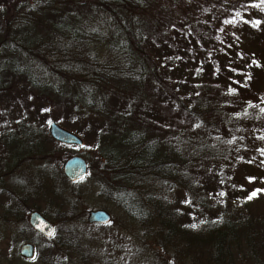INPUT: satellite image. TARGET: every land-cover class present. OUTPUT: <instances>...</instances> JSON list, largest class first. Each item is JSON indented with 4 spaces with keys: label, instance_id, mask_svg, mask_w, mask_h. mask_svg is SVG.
Returning a JSON list of instances; mask_svg holds the SVG:
<instances>
[{
    "label": "trees",
    "instance_id": "obj_1",
    "mask_svg": "<svg viewBox=\"0 0 264 264\" xmlns=\"http://www.w3.org/2000/svg\"><path fill=\"white\" fill-rule=\"evenodd\" d=\"M113 1L26 0L22 3L21 0H16L14 4L3 2L4 9L0 15V91L4 89L5 79L20 80L40 95H50L55 102L59 96L58 101L64 108L70 99L74 103L71 105L73 107L80 104L87 112L100 113L96 103H106L107 95L103 92L109 94L108 91L129 90L139 96L146 91V83H153L155 87V84L159 83L157 72L153 64L147 61L141 44L152 40L147 33L150 28L155 31L160 22L173 28H177V23L173 21L171 24L170 18H158L156 24L146 22L148 13L144 11L150 8L149 0ZM169 1L173 8L179 4V0ZM204 2L205 4L199 7L202 15L208 17V21L204 18V21L199 20L191 25V19L184 18L180 9H169L168 13H180L191 33L193 31L203 43H211L208 45L209 50L217 55L219 63L222 62L221 68L216 70L210 64L207 69L212 68V75L211 71L206 70L203 78L205 81L193 87L188 97L175 99L169 94L170 88L162 85L164 94L171 98L168 105H156L151 100L152 94L156 97L161 94L153 90V93L149 91L152 93L149 97H145V103L136 108L139 115L132 112L125 117H103L108 122L101 127H97V122L88 120L89 134H93L95 139L99 138L95 148L99 157L97 174L93 173L90 164L88 176H91L89 181L95 187L104 189L106 194L110 195H126L137 181L148 185L153 183L155 187L158 184L160 195L171 194L172 199H176L172 206V200L164 201L155 195L147 200L152 222L157 223L165 241L181 245L197 254L210 252L212 264H235L239 258V261L244 259L254 262L258 261L259 252L264 259V225L263 230L259 232L252 230V218H239L241 211H237L236 204L244 201L242 210L247 211L246 208L253 200L248 197L258 188L252 191L246 182L253 180L258 184L254 183L252 188L262 187L264 171L251 168L249 161L243 157V152H225L221 150V145L230 143L239 146L244 140L240 136L241 129L246 127L255 131L259 128V123H264V57L259 56L256 50L246 48L240 49L242 52L238 56L228 60L221 50L217 49L220 47H214L212 43L220 44L227 29L232 33H245L248 30L254 37L262 36V15L254 16L250 22H246L245 18L262 9L264 2ZM89 3H95L98 7L92 15L93 18H102L103 23L107 20L112 31V50L120 53V61L113 64L95 61V67L87 77L88 83L102 90H98L100 97L97 101L95 96L82 97L76 94L73 99L69 95V98L67 95H59V90L52 80L43 77L46 75L42 67L37 66L36 60L39 52L48 51L52 54L58 50L62 60L58 61L50 72L57 78L61 69L67 71L75 66L73 58L76 57L78 48L83 46L89 49L95 45L92 49H97L96 45L102 46V38L100 41L90 29L93 24L89 23L92 11L87 7ZM257 21L260 23L257 24ZM212 29L223 36L212 34ZM240 40L245 43L244 39ZM199 42L202 44L201 40ZM245 46L249 47L248 44ZM64 68L67 70H63ZM101 129L108 131L99 133ZM26 135L27 163L40 162L37 173L34 176L32 174L29 180L27 178V190L31 186L27 200L34 201L36 198L31 194L32 184L39 186L37 190L43 192L44 186H49L50 181H53L55 169H59V164L53 152L42 151L40 139L36 140L37 134L30 129L29 124ZM25 144L24 142L21 147L24 148ZM58 147L64 148L59 145ZM18 148L13 149L16 154ZM221 156L229 162L228 164L235 163V159L241 157L244 164L234 166L235 173L230 170L232 167L227 165L222 170L221 177L207 181L206 184L198 180V184L194 176L198 174L195 169H209ZM11 159L15 160L14 157ZM199 161L201 163L197 164ZM258 162L263 164L264 168V162ZM206 163L210 166L207 167ZM241 170L247 179L245 184L239 178ZM261 189L264 190V186ZM178 194L188 197L184 199L185 204L182 199H177ZM226 199L229 200L228 203ZM212 201L214 205H211ZM131 205L132 203L127 201L126 206ZM126 206L123 207L125 211ZM57 208L60 210V206ZM62 214H69V211ZM262 220L264 224V219ZM52 239L53 237L43 241L49 242ZM50 255L48 253L49 262Z\"/></svg>",
    "mask_w": 264,
    "mask_h": 264
},
{
    "label": "rangeland",
    "instance_id": "obj_2",
    "mask_svg": "<svg viewBox=\"0 0 264 264\" xmlns=\"http://www.w3.org/2000/svg\"><path fill=\"white\" fill-rule=\"evenodd\" d=\"M7 1L0 0V15L4 9L5 3L3 2ZM25 1L21 0L22 3ZM115 1L117 0L113 2ZM149 1L151 2L150 8H148L149 12L148 9L144 11V13H148L146 22L156 24L158 18L161 20L170 18L171 24L173 21L177 23V28L163 25L164 23L160 22L158 26L156 25L157 31L150 28L147 33L152 40L141 44L147 61L155 67L159 80L155 87L153 83H146L147 87H145L146 91L143 95L137 96L129 90L125 92L121 90L108 91L109 94L103 92L107 95L106 103L103 105L101 102L96 103L101 112H87L80 104L71 106L74 103L70 99L64 108L58 101L59 96L55 102L50 95H40L23 81L5 79L4 89L0 91V264H212L209 257L210 252L197 254L181 245L169 244L165 241L163 232L157 223L152 222L150 208L147 205L150 196H159L164 201L172 200L171 206L173 202H176V199H172L171 194L162 193L160 195L158 184L155 187L153 183L148 185L137 181L126 195L119 193L121 191H118L119 194L111 192L110 195V193L106 194L104 189L95 187L89 181L91 176L88 174L81 181L82 183L69 182L62 174L64 163L72 157H80L85 160L88 169L91 164L93 173L97 174L99 157L95 153V148L99 138L95 139L93 134H89L88 120L97 122L95 123L97 127H101L106 125L105 122H108L107 119H104L106 117H115V115L125 117L132 112L139 115L137 109L141 107V103H145V97H149L153 90L161 94L160 97L152 94L151 100L156 105L170 103L171 98L164 94L163 86L170 88L169 94L175 99L188 97L193 87H197L205 81L203 78L206 70L211 71L210 74L212 73V68L207 69L210 64L216 70L221 68L222 62L219 63L217 55L209 50L208 45L211 43L206 41L203 43L202 39L196 36L193 31L192 35L187 22L183 20L180 13L179 15L168 13L169 9H180V12L184 13V18L191 19L189 20L191 25L196 24L199 20L204 21V18L208 21V17L202 15L201 7H199L205 4V0H179V4H176L175 8L170 5L169 0ZM7 3L14 4L16 0H9ZM96 6L95 3H89L87 6L92 10L89 23L93 24L90 29L98 36V39L102 38V46L96 45L97 49L93 48L94 50L92 47L95 45L89 49L83 46L78 48V51L75 52L76 57L73 58L75 66L69 70L63 69L67 71H61V69L57 78L50 72L54 65L62 60L60 52L55 50L51 54L48 51H43L36 56L37 66H41L46 75L43 77L52 80L54 86L59 90V95H65V97L69 95L73 99L76 94L82 95V97L95 96V101H97L100 97L98 90L101 92L102 90L95 86L96 89L87 81L89 73L95 67V61L112 64L115 61H120V53L112 50V31L108 27L107 20L105 19L106 23H103L102 18L92 17L98 10ZM258 15H262L264 21V7L249 14L245 21H253V17ZM211 33L223 36L214 29L211 30ZM243 33H238V31L232 33L227 29L228 37H225V34L220 44L212 43V46L220 47L217 49L221 50L223 56L228 60L238 56L242 52L240 49L246 48L256 50L259 56L264 57V34L259 38L258 35L254 37L248 30ZM240 38L244 39L245 43L241 42ZM200 40L202 44L199 42ZM247 44L249 47L245 46ZM6 76L8 75L6 74ZM50 122L79 137L83 141V147L59 148V144L55 143L48 135ZM27 124L37 134L36 140L40 139L42 151L53 152L59 164V169H55L53 181H50L49 186H44L43 192L37 190L39 186L32 184L33 192L31 194L36 198L34 201L27 200L28 190H31V186L27 190V178L29 180L32 174L34 176L37 173L36 169L40 166V162L27 163ZM106 132L102 129L99 131V133ZM240 136L244 140L239 143V146H233L230 143L225 146L222 144L221 150L243 152V157L249 161V166L263 172V164L258 161L264 162L262 161L264 160V123H259V128L255 131L246 127L241 129ZM24 142L26 144L23 148L21 145H24ZM14 148H18L17 154L14 152L15 150L13 151ZM11 157H14L15 160H12ZM242 161L243 159L240 157V159H235V163L228 164L229 162L221 156V159L217 160V163H214L209 169L198 171L197 167L195 173L198 172V174H194L195 180L198 184L200 182L206 184L207 181L217 179L222 176V170L227 165L231 166L230 170L235 173L234 166L238 167V165L244 164ZM199 163L201 161L197 164ZM205 165L210 166L208 163ZM239 176L243 183L246 182L244 171L241 170ZM246 183L252 191L258 188L254 192L256 196L250 201V205L246 208L247 211L242 210L244 201L237 202L236 209L241 211L239 218L251 217L252 230L259 232L263 230L262 225H264L262 224L264 190H260L264 183L260 188L259 186L252 188L254 183L258 184L253 180ZM57 187L61 188V191ZM177 196L179 197L177 199H182L181 201L185 204L184 199L188 197L183 194ZM127 201L132 205L126 206ZM228 201L226 199L227 203ZM212 203L211 205H214V201ZM57 206H60V210L63 211H60ZM124 206H126V211ZM67 211L69 214H62ZM95 211H105L110 216L109 223L88 225V215ZM32 212L39 213L53 225L54 235L49 242H44L43 239L47 238L38 235L28 224L29 215ZM24 243H31L36 247L35 260L24 261L19 258L18 249ZM48 253L51 254L50 262ZM257 257L258 261L254 262L244 259L239 261L241 259L239 258L235 264H264L261 252L257 254Z\"/></svg>",
    "mask_w": 264,
    "mask_h": 264
},
{
    "label": "water",
    "instance_id": "obj_3",
    "mask_svg": "<svg viewBox=\"0 0 264 264\" xmlns=\"http://www.w3.org/2000/svg\"><path fill=\"white\" fill-rule=\"evenodd\" d=\"M49 137L57 144L65 147H82L83 141L75 134L62 129L55 123L48 126ZM87 164L80 157H72L67 160L63 167L64 177L72 183L81 182L87 175ZM110 216L105 211L90 212L87 218L89 225L109 223ZM28 224L38 234L44 238H51L54 234L53 226L45 220L39 213L32 212L29 215ZM35 247L30 243L22 244L18 250V256L22 260L32 261L35 258Z\"/></svg>",
    "mask_w": 264,
    "mask_h": 264
},
{
    "label": "snow or ice",
    "instance_id": "obj_4",
    "mask_svg": "<svg viewBox=\"0 0 264 264\" xmlns=\"http://www.w3.org/2000/svg\"><path fill=\"white\" fill-rule=\"evenodd\" d=\"M261 2H264V0H261ZM259 23H260V22L257 21V24H259ZM255 195H256V193H252V194L248 197V199L251 200Z\"/></svg>",
    "mask_w": 264,
    "mask_h": 264
}]
</instances>
